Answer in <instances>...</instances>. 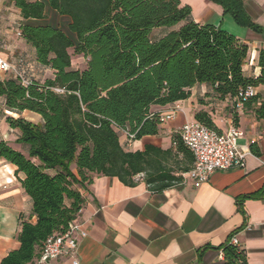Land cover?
Listing matches in <instances>:
<instances>
[{"label": "trees", "instance_id": "obj_1", "mask_svg": "<svg viewBox=\"0 0 264 264\" xmlns=\"http://www.w3.org/2000/svg\"><path fill=\"white\" fill-rule=\"evenodd\" d=\"M221 4L241 26L261 31L244 8V0H213ZM24 20H44L46 3L67 16L68 31L59 27L25 23L21 37L35 48L38 63L54 70L44 83L25 85L13 74L0 79V98L5 108L20 114L7 116L19 130L17 142L27 154L0 140V159L22 172L21 186L30 197L32 209L22 218L20 245L8 252L0 264H33L46 239L64 232L77 219L85 199L76 185L91 182L93 174L118 177L133 185L134 177L152 169L148 182L158 189L171 186L181 177L165 164L171 150L147 146L126 149L122 129L135 139L160 130L158 112L152 105L166 106L188 99L192 88L206 84L208 96L234 100L241 89L264 84V51L258 77L247 76L243 67L249 45L232 33L196 22L191 7L181 0H10ZM162 31V32H161ZM74 35V36H73ZM88 59L85 69L74 68L69 52ZM64 88L57 92L53 88ZM202 101V100H201ZM253 109L264 127V99L256 93L243 103ZM35 112V123L21 113ZM195 119L218 129L206 110ZM237 124V114H233ZM177 152L183 157L177 173L188 171L192 152L174 135ZM251 152L260 155L256 142ZM75 163L77 174L71 168ZM35 216V221L31 217ZM229 235L221 246L225 264H249L244 248Z\"/></svg>", "mask_w": 264, "mask_h": 264}, {"label": "crops", "instance_id": "obj_2", "mask_svg": "<svg viewBox=\"0 0 264 264\" xmlns=\"http://www.w3.org/2000/svg\"><path fill=\"white\" fill-rule=\"evenodd\" d=\"M181 3L191 7L196 22L221 27L247 43L249 54L244 73L253 77L261 75L259 57L261 50L264 51V0H244L246 13L261 31L237 24L232 15L225 13L223 6L213 0H181ZM55 12L46 3V19L24 20L20 9L10 0H0V55L27 73L36 75L45 70L54 75L53 69L37 62L35 48L15 35L25 23L59 27L47 22L48 15ZM59 16L68 26L70 18ZM5 77L6 74H0V79ZM48 78L52 77L45 79ZM209 90L206 84L196 85L186 100L166 106L152 105L151 112L167 113L176 105L180 109L172 119L160 124L157 134L133 140L127 145L128 150L143 151L149 145L170 149L171 156L165 164L180 176L178 167L185 163L177 152L174 135L203 109L209 112L220 131L235 125L243 132L239 144L248 151L245 166L217 170L208 182L200 185L180 179L164 189H158L157 182H148L154 172L152 169L139 178L135 176L133 185L125 184L118 177L93 174L90 183L76 185L85 199L77 219L87 231L79 240L75 255L78 264H225L221 246L231 234L246 250L249 264H264L263 123L253 109L238 107L233 110L229 98L217 100L207 95ZM256 90L264 99V84ZM3 112L14 117L20 115L7 110L0 98V140L27 154L17 142L19 130L7 123V115ZM234 113L238 117L237 124L233 120ZM21 115L35 123L42 121L39 114L29 110ZM252 141H256L260 149L259 156L251 152ZM71 168L77 174L75 163ZM23 178L24 174L17 172L14 164L0 159V262L9 251L19 247L22 218H28L31 213V199L20 182ZM31 220L35 221V216ZM39 257L40 253L33 264H38ZM72 261L71 255L64 254L41 264H73Z\"/></svg>", "mask_w": 264, "mask_h": 264}, {"label": "built area", "instance_id": "obj_3", "mask_svg": "<svg viewBox=\"0 0 264 264\" xmlns=\"http://www.w3.org/2000/svg\"><path fill=\"white\" fill-rule=\"evenodd\" d=\"M20 34V32H19ZM13 74L21 78L25 85L31 84L32 80L24 76V71L0 55V74ZM57 92H65L61 87L53 88ZM257 93L256 87L249 85L240 90L234 100L236 107H242L243 103ZM180 109L174 106L167 113H159L160 122H165L174 117V113ZM122 133L128 144L135 140V133L122 129ZM179 135L185 146L192 152L194 161L188 171L180 173L181 181H193L200 185L208 182L212 174L217 170H227L233 167H244L248 151L239 144V138L243 132L235 125H231L226 131L213 129L204 123L193 119L186 121L179 130ZM256 141H252L255 143ZM251 143V144H252ZM142 173L136 175L141 177ZM87 235L82 223L75 219L69 222L67 229L61 233L49 236L43 243L38 264L55 260L64 254L73 257V264H78L75 258L79 240ZM232 243L239 245L235 236Z\"/></svg>", "mask_w": 264, "mask_h": 264}, {"label": "rangeland", "instance_id": "obj_4", "mask_svg": "<svg viewBox=\"0 0 264 264\" xmlns=\"http://www.w3.org/2000/svg\"><path fill=\"white\" fill-rule=\"evenodd\" d=\"M47 22L48 23H53L54 25H58L59 27H63L66 31H68V28H67V24L66 22H64L63 18H60V16L55 12V13H50L48 15V18H47ZM16 29V28H15ZM19 29V28H18ZM16 30H15V34H16ZM162 32V31H161ZM16 38H20L21 35L19 34V30L17 32V34L15 35ZM74 36V35H73ZM22 38V37H21ZM70 54H71V58H72V65L74 68H79V69H85L86 66H87V61L88 59L86 57H84L83 55H79V54H75L73 49H70L69 50ZM32 60H33V57H32ZM11 74H6V77L9 76ZM24 76L28 79H31V80H34V81H37V82H41V83H44L45 82V78L46 77H54V75H52L51 72H45L42 71V72H39L38 74L36 75H33L32 73H27L26 71H24ZM209 109L211 110V106H209ZM215 107L213 108V111H214ZM226 113V110L224 111ZM4 115H7V116H10V114L8 112H3ZM2 116V115H1ZM12 116V115H11ZM121 135V141L122 142H125V138L123 137V135L120 133ZM126 149H129L130 147L126 146Z\"/></svg>", "mask_w": 264, "mask_h": 264}]
</instances>
